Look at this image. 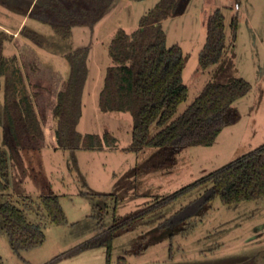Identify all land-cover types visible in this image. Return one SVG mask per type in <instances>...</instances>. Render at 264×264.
I'll return each instance as SVG.
<instances>
[{
    "label": "rangeland",
    "instance_id": "rangeland-1",
    "mask_svg": "<svg viewBox=\"0 0 264 264\" xmlns=\"http://www.w3.org/2000/svg\"><path fill=\"white\" fill-rule=\"evenodd\" d=\"M31 1L0 0V23L16 31ZM48 1L36 0L35 5ZM159 1L115 0L94 28L74 27L70 38L35 19L23 25L39 33L45 50L57 57L63 77L71 72L66 54L91 50L78 131L102 137L110 133L116 144L103 150H47L43 156L36 150L14 154L11 189L0 196V203L24 209L30 222L41 224L46 241L16 253L0 223V264H47L56 258L54 264H108L105 247L68 254L114 227L110 264H119L121 258L127 264H264V199L225 205L218 196L211 198L213 183L205 182L264 145V0H239L240 11L235 10L236 0H192L185 14L163 22L167 46L179 45L186 59L183 79L189 96L176 116L210 82L241 77L252 89L235 104L241 119L225 127L214 145L187 147L175 163L155 168L157 148L127 150L133 116L103 112L99 99L106 69L117 64L109 53L112 39L121 29L134 32ZM218 8L226 16L227 49L219 64L204 70L200 55L209 39L206 22ZM233 17L238 19L236 35ZM16 48L15 39L7 42L5 54L11 57ZM6 80L0 76L1 104ZM158 131L154 125L152 134ZM50 192L59 196L67 225L54 224L42 209L40 197Z\"/></svg>",
    "mask_w": 264,
    "mask_h": 264
},
{
    "label": "trees",
    "instance_id": "trees-1",
    "mask_svg": "<svg viewBox=\"0 0 264 264\" xmlns=\"http://www.w3.org/2000/svg\"><path fill=\"white\" fill-rule=\"evenodd\" d=\"M191 1L160 0L134 32L121 29L109 45V53L117 64L107 68L100 108L103 112L133 116L132 143L127 150L138 153L145 148H157L155 168L175 163L177 155L187 147L214 145L225 127L241 119L235 104L252 89L251 83L241 77L223 83L210 82L192 105L176 116L189 96L183 79L186 59L179 45L167 46L163 22L185 14ZM114 2L49 0L36 5L30 17L50 25L61 37L70 38L74 27L94 28ZM206 26L208 44L200 55L204 70L219 64L227 49L226 16L221 8L208 17ZM232 29L236 35L237 17L232 18ZM20 36L40 47L44 45L39 33L26 26ZM13 39L20 55L8 58L4 54L5 44ZM89 51L87 47L80 48L66 55L71 72L63 80L60 73L41 62L29 43L1 30L0 76L7 80L4 101L0 103V196L11 189L10 161L20 151H39L48 140L52 146L72 150H103L116 144L110 133L102 137L78 131L89 75ZM17 64L18 67L13 66ZM154 125L159 128L156 134H152ZM205 182L213 183L211 198L218 196L225 205L264 199V145L213 173ZM40 202L54 224H68L58 195L43 194ZM0 223L16 253L41 247L46 241L41 224L30 222L25 210L12 202L0 203ZM117 229L104 232L68 255L105 247L110 264ZM57 259L47 264H54ZM119 264H127L126 259L121 258Z\"/></svg>",
    "mask_w": 264,
    "mask_h": 264
},
{
    "label": "crops",
    "instance_id": "crops-1",
    "mask_svg": "<svg viewBox=\"0 0 264 264\" xmlns=\"http://www.w3.org/2000/svg\"><path fill=\"white\" fill-rule=\"evenodd\" d=\"M35 3H36V0H32L31 1V3H30V5H29V7H28V10L26 11V13L23 15V17H22V20H21V23L19 24V27H18V29L16 30V31H10L7 27H5L4 25H2V23H0V28L1 29H3V30H5V31H7V32H9V33H11V34H14V36L15 37H19L20 36V31L22 30V28L24 27L23 25L25 24H27V22L30 20V19H32L31 17H30V13H31V11L34 9V7L36 6L35 5ZM235 10L236 11H240L241 10V6H240V8L239 9H236V3H235ZM72 32H73V30H72ZM24 41H26L27 43H29L36 51H37V53H38V55H39V57H40V60H41V62L45 65V66H47V67H49V68H51L53 71H55V72H58V73H60L61 74V76H62V78H63V80H67L68 78H66V77H63V74H62V71L59 69V68H57V65L55 64V62H56V56L54 55V54H51V53H49V52H47L46 50H45V48H44V46H42V47H40V46H38V45H36V44H33L31 41H29L28 39H24ZM17 49V48H16ZM4 54H5V49H4ZM90 54H91V50L89 51V57H88V67H89V75H90V64H89V61H90ZM19 55H20V53H19V50L17 49V52L15 53V54H13L11 57H8L6 54H5V56L6 57H8V58H13L14 56H18L19 57ZM67 55V54H66ZM15 66H17L18 67V64L17 65H15ZM106 71H107V69H106ZM89 75H88V78H89ZM70 76V75H69ZM87 82H88V79H87ZM87 82H86V85H87ZM86 85H85V88H86ZM84 92H85V89H84ZM83 105H84V94H83ZM82 116H83V114H82ZM82 119V118H81ZM81 121V120H80ZM56 123V121L54 122V124ZM80 123V122H79ZM0 124H1V127H2V121H0ZM56 125V124H55ZM79 126V125H78ZM54 128H56V126L54 127ZM45 129V128H44ZM1 131H2V128H1ZM83 135H85V134H83ZM63 148H60V147H56V146H52L51 145V143H50V141L48 140L47 141V145L45 146V147H43L41 150H39V151H37L36 150V152H38V153H40L41 151V155L43 156L44 155V153L47 151V150H49V151H53V152H57V151H61ZM35 151V150H34ZM44 158V157H43Z\"/></svg>",
    "mask_w": 264,
    "mask_h": 264
},
{
    "label": "built area",
    "instance_id": "built-area-1",
    "mask_svg": "<svg viewBox=\"0 0 264 264\" xmlns=\"http://www.w3.org/2000/svg\"><path fill=\"white\" fill-rule=\"evenodd\" d=\"M239 8H240L239 3H236V9H239Z\"/></svg>",
    "mask_w": 264,
    "mask_h": 264
}]
</instances>
